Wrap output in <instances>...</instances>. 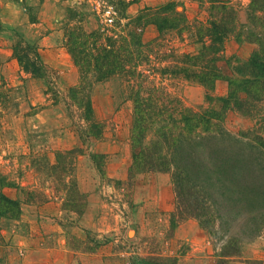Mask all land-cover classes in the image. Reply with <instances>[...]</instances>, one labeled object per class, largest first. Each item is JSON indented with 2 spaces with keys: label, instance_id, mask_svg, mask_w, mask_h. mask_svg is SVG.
Masks as SVG:
<instances>
[{
  "label": "rangeland",
  "instance_id": "374dc122",
  "mask_svg": "<svg viewBox=\"0 0 264 264\" xmlns=\"http://www.w3.org/2000/svg\"><path fill=\"white\" fill-rule=\"evenodd\" d=\"M169 1L174 0H0V173L10 182L2 191L19 201L14 212L0 214V264H149L161 256H171L177 264H222L223 258L226 264H247L248 259L264 264V223L258 219L264 214V155L245 159L247 167L258 164L261 170L239 178L242 195L236 177L223 179L215 167L205 183L197 176L200 196L191 194L198 197L196 203L205 202L211 216L204 227L206 214L179 218L172 170L130 174L134 103L126 83L117 76L97 81L86 74L92 83L84 91L90 94L95 119L103 124L97 138L85 134L84 109L68 96L82 77L69 50L68 31L82 25L116 39L138 34L150 43L162 38L152 51L149 46L144 66L150 68V81L189 107L222 109L226 80L215 83L209 102L202 84L162 72L174 51L198 52L202 43L195 25L209 24L211 1L220 0H176L189 18L190 28L181 34L172 29L160 34L151 23L136 28L141 10ZM221 1L237 9L244 34L256 30L247 22L251 0ZM21 39L38 46L45 76L19 64L13 45ZM257 47L230 36L220 62L223 72H233L227 58L248 60ZM256 106L257 115L250 116L230 104L225 129L233 136L258 129L264 141V100ZM154 131L144 143L155 138ZM233 239L236 246L230 249Z\"/></svg>",
  "mask_w": 264,
  "mask_h": 264
},
{
  "label": "trees",
  "instance_id": "16d2710c",
  "mask_svg": "<svg viewBox=\"0 0 264 264\" xmlns=\"http://www.w3.org/2000/svg\"><path fill=\"white\" fill-rule=\"evenodd\" d=\"M211 2L209 24L195 25L202 43L198 52L179 54L174 51L171 54L173 61L171 60L162 72L164 75H175L202 84L207 90L209 102L213 98L211 93L215 83L220 79L226 80L228 95L222 98L224 105L220 110L210 106L202 109L189 107L180 96L150 81V68L144 64L149 62H146L149 52L154 49V45L162 43V38L158 37L150 43L143 41L138 34L130 40L128 36L116 39L113 36H104L106 31L100 29L89 32L82 25L72 26L68 31L70 53L82 73L80 83L69 90L68 96L74 104L84 109L85 134L96 138L103 134V124L98 122L93 114L90 94L84 91L87 83L91 82V78L87 79L86 74L91 73L97 81L119 77L131 89L130 98L134 103L131 134L134 160L130 174L132 175L134 170H172L178 195L179 218L206 214V219H200L204 227H209L211 216L207 212L208 207L204 206L205 202L199 201L201 205L196 203L198 197L191 194L200 196L201 190L198 184H195L197 176L205 183L207 172L213 173L215 167L222 171L223 176L220 177H236L234 182L240 184V177L243 179L245 175H256L257 169L261 170L258 164L255 167L248 166L253 167L250 170L245 164V159L264 155V141L258 129L233 136L224 127L225 115L231 109L230 104L232 109L242 115L256 116V105L264 100V0H251L249 3L248 26L251 25L256 30L251 28L246 34L239 28L243 27V24L238 21V12L232 3L221 0ZM179 4L174 0L156 7H145L135 19L136 28L141 30L151 23L157 26L160 34L168 29L181 34L190 27L185 11L178 10ZM2 28L0 25V31ZM230 36L238 41L254 42L258 47L248 60L235 56L227 58L232 63L233 72L225 74L220 62L225 57V41ZM13 50L14 56L25 71L45 76L47 66L37 45L21 39L13 45ZM3 107L0 98V113ZM260 125H263L264 130V122ZM152 129L155 130V138L146 144L145 138ZM244 136L246 139L242 141ZM233 179L232 183L238 187ZM210 182L212 181H209V184ZM209 184L206 186L209 187ZM227 184L228 181L226 187ZM9 185L7 177L0 173L1 215L14 212L19 205L17 199L10 198L2 191ZM240 185L242 186L238 192L242 195L245 187L243 183ZM184 190L190 192L189 197L183 195ZM241 213L235 214L234 217H239ZM258 219H261L263 225L264 214ZM231 245L230 249L236 246L234 239L230 241ZM233 253H238V250L226 252V255ZM153 260L149 264H177L176 259L171 256H161ZM221 263L226 264V260L223 258ZM246 263L260 262L248 259Z\"/></svg>",
  "mask_w": 264,
  "mask_h": 264
},
{
  "label": "built area",
  "instance_id": "2783aa9c",
  "mask_svg": "<svg viewBox=\"0 0 264 264\" xmlns=\"http://www.w3.org/2000/svg\"><path fill=\"white\" fill-rule=\"evenodd\" d=\"M108 20L111 22L113 20L112 16H111V11L108 10Z\"/></svg>",
  "mask_w": 264,
  "mask_h": 264
}]
</instances>
